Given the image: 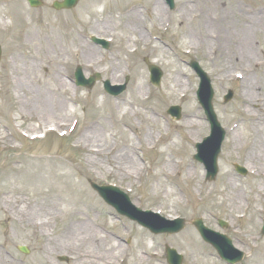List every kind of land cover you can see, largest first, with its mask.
<instances>
[{
	"label": "rangeland",
	"instance_id": "rangeland-1",
	"mask_svg": "<svg viewBox=\"0 0 264 264\" xmlns=\"http://www.w3.org/2000/svg\"><path fill=\"white\" fill-rule=\"evenodd\" d=\"M37 1L43 5L34 9L27 0H0V10L8 18L7 22L13 24L6 32L4 27L0 28V134L7 136L6 140L0 141V264H78L71 254L55 252L47 255L46 236L16 225L11 219L13 213L6 206V201L16 198H21L24 206L29 203L32 206L34 202L49 203L44 194L32 186L42 187L43 193L49 188L57 190L66 186L63 179L57 177L64 173H71L72 184L77 185V192H67L68 197L63 199L56 210L59 220L53 224L51 231L60 229L63 222H69L70 219L73 221L72 217L77 212L81 215L79 218L92 229L102 231L101 226L104 224L105 229L121 238L117 240L121 250L112 264H140L137 257L142 259L141 264H168L165 256L167 245L184 256L183 264H226L218 258L212 247L202 241L191 225L193 220L199 218L210 229L228 235L234 246L246 253L247 257L241 264H264L255 261V257L263 256L259 252L255 256V246L264 244V237L261 236L264 202L252 218L251 211H244L246 208L238 212L230 205V182L238 186L241 203L245 206L250 197L258 194L259 188H264V160L256 165L247 157L253 138L257 140V137L249 119L242 115L249 109L244 107L242 81L225 78L232 71L238 73V66L232 65V61L223 55L221 49L216 50L211 45L208 48L201 45L187 49L189 39H197L201 33L196 30L199 22L193 20L192 16L186 18L187 24L180 19L181 0H175L176 8L173 11L162 0L166 18L145 19L139 27L143 31L144 40L138 39L135 32L130 37L135 40L129 45L127 37H124V33L126 36L130 33L124 28L129 20L123 18L119 11L132 3L120 4L119 0H104L108 3L97 9H105V15L101 16L100 13L90 16L87 10L83 14L79 13L85 0H79L72 11L62 12L51 7L53 2L62 0ZM132 1L147 10H152L155 4L152 0ZM207 6L206 11L211 9V14H215L214 8L220 7L221 12L232 22L233 31L234 23L242 25L241 14L259 16L258 11H264V0H212ZM85 7L88 8L87 5ZM108 13L114 14L108 16ZM165 22L171 23V28H167V34L158 33L157 27L162 28ZM208 28L211 32L216 31L213 25ZM226 29L230 32V29ZM149 30L154 34L149 33ZM229 32H226L227 35H230ZM93 36L115 38L109 49L104 50L91 41ZM253 41L260 63L264 62L263 34L255 33ZM83 42L96 47L95 54L99 63L93 68L88 67L87 60L81 54ZM162 43L174 48V52L166 49ZM131 47L139 51L132 54L127 51ZM52 50H55L59 59V74L51 72V63L42 58ZM146 59L159 66L164 73L159 89L150 83ZM194 60L212 80L215 112L227 130L215 182H206L205 168L193 160L195 144L210 134V125L196 96L200 80L189 67V63ZM244 65L251 69L253 79L258 80V92L264 105V72L257 70L252 63ZM77 66L83 68L86 77L99 73L104 80L115 84L124 83L128 77L127 91L115 99L105 93L101 82L91 91L77 88L73 81ZM16 70H20L25 83V89L20 95H17L15 89ZM176 70L181 73L185 85L171 93L174 94L171 97L168 85L173 81V72ZM58 77L71 85L65 96L55 93V89L59 88L55 80ZM141 86L144 91L139 94ZM230 90L234 97L225 103L224 96ZM39 92L48 93L67 103L70 116L64 118L58 115L56 118L58 121H67L66 126L59 130H73L70 137L60 138L59 131L48 136L45 141H31L21 136V131L31 135L28 130L34 131L38 123L49 121L46 118L43 123L39 116L32 119L22 113L23 102ZM179 93L186 94V97L178 99ZM143 94L144 97H150V100L142 102L140 96ZM174 105L181 107L180 121L167 115V110ZM152 107L156 113L150 111ZM188 112H194L198 117L196 122L203 127L187 130L185 122ZM149 119L158 121V124L154 125ZM237 123L241 125L240 146L233 152L230 143ZM89 127L97 128L102 136L101 141L106 139L104 143L99 142V147L105 148L111 158L124 148L128 150L127 144L132 142L137 148V166L133 167L134 170L127 168L124 174L121 173L122 177L118 172L109 173V163L112 161L107 162L104 157H101V168L90 164L86 148L80 140L82 133ZM258 132L264 148L263 120L260 121ZM236 165L247 169L246 176H241L235 170ZM254 170L259 172V176L251 175ZM125 174L130 175L123 178ZM91 182L120 188L143 210L157 212L167 219L184 218L186 227L177 235L155 236L108 206L91 188ZM28 186L31 189L25 191ZM259 194L264 199V189ZM236 213L246 217L238 219ZM219 220L227 221L228 229H221ZM21 246L29 249L30 254H22L19 251ZM123 256L124 260L116 263ZM61 257H67L69 262H61ZM99 260L103 264L106 259L100 257Z\"/></svg>",
	"mask_w": 264,
	"mask_h": 264
},
{
	"label": "bare ground",
	"instance_id": "bare-ground-1",
	"mask_svg": "<svg viewBox=\"0 0 264 264\" xmlns=\"http://www.w3.org/2000/svg\"><path fill=\"white\" fill-rule=\"evenodd\" d=\"M211 1L212 0H181V9L179 14L180 19L187 24L188 22L186 21V18L188 16H192V19H195V21L199 22L196 24V30L201 33V41L199 40L200 36L197 39H189V43H186V46L187 48L193 49L194 47H199L201 45H204L208 48L211 45L216 50L221 49L223 55L232 61V65L235 64V66H238L240 70L238 72V77L236 76L235 71H232L231 73H228V76L225 78L234 80L240 78L242 81V98L244 101V107L250 109L245 110L242 115L243 117H247L249 119V122H251L253 125V131L257 137V140H259L257 141L256 138H253L252 144L250 145V151L247 152V157L249 161H253L256 163V165H259L264 160L262 137L259 136L258 132L260 121H264V105L262 102V97L259 96L258 92L260 91L258 88V80L253 79L251 76V69L247 68L244 64L248 62L252 63L256 66L257 70L264 72V62L262 61L260 63L259 60L261 59L260 57H257L255 41H253L254 34L260 32L263 34L264 39V11H258L259 16L254 14L253 16H248L245 13L241 14L242 25L238 26L237 23H234L235 27L232 31V22L221 12L220 7L214 8L215 14H211V9L206 11L208 8V3ZM119 2L121 4L128 3L127 0H119ZM152 2L155 3L152 10H147L141 7H126L120 10V15L123 18L129 20L128 25L126 24L124 26L127 31H130L127 36L126 33H124V37H127L128 39V45L135 40L130 39V37L135 34V32L137 33L136 37L138 39L144 40L143 31L140 30L139 27L145 19V14L156 19H161L162 17L166 18V9L164 8L162 0H152ZM84 3L88 6V8L85 7V4H83L81 10L79 11L80 14H83L87 10L86 13H90V16L100 13L101 16L105 15V9L98 11L97 8L103 7L104 4L108 3L107 1L85 0ZM199 9H201V12L198 13ZM113 14L114 13H108L106 15L112 16ZM209 25H213L216 31H209ZM217 25H220V27ZM3 27L4 31H9L13 27V24L8 26L7 22L5 21L4 14L0 10V28L2 29ZM226 27L230 29V32L226 29ZM186 31L190 30L186 29ZM226 32H229L230 35H227ZM82 46L83 49L81 50V54H83V57L87 60V64L98 65L99 59L96 58L97 54H95L96 47L91 45L89 46L86 42H83ZM128 50L130 49L127 48V51ZM47 53H49V51H47ZM42 58L51 63V72L55 74L60 73L58 70L59 59L55 53V50H52L49 55H46L45 53ZM113 66L118 68L117 64H114ZM224 72L225 70L223 73ZM14 73L16 74V77H14L16 93L17 95H20L25 89L24 78L23 75H21L20 70H16ZM55 80L59 85V88L55 89V93L60 94V96H65V92L71 87V85L65 80L61 79V77H58ZM172 80L173 81L168 85V90L170 91L169 94L171 97L174 95L171 93L179 90V88H182L185 85L181 77V73H178L177 70L173 72ZM143 91L144 88L141 86L139 88V94H142ZM144 94L140 96L142 102H145ZM118 108H121V106L118 105ZM253 108H256V110L253 111ZM155 110L156 109L153 107L150 108V111L152 112ZM22 113L32 119L36 116H39L42 122L43 119H49V121H46L45 123L43 122L44 124L38 123L37 127L34 126V131L28 130L31 131L29 133L32 135H39L36 134L38 131L50 133L56 129L65 127L67 121L64 119L58 121L56 116L60 115L64 118H68L70 116L67 103L57 98H53L50 94L45 92H39L38 94L30 95V97L22 104ZM197 119L198 117L194 112L187 113V119L185 122L187 130H194L196 128L203 127L196 122ZM150 122H152L154 125L158 124V121H154L153 119H151ZM240 126L241 125L237 123V126L232 133V142L230 145L233 152L236 151L240 146ZM36 129H38V131H36ZM0 135L3 139H6L4 138L3 134ZM101 137L102 136H100V133L96 127H89L87 131L82 133L80 140L86 148V153L89 157V163L97 167L100 166L101 168L103 166L101 164L103 161L101 157H104L105 161H112V163H109L111 165V170L109 173L118 172L121 176L125 173L127 168H132V170H134L133 167L137 166L135 159L137 148L132 144V142H128V150L124 148L122 151H119L115 157L111 158L105 148L102 149L99 147V142L104 143L106 140L105 139L104 141H101ZM95 144L97 146H94ZM255 168L259 170L257 166H255ZM251 174L253 176H259V172L256 170H254ZM127 175L130 174H125L123 178H126ZM57 177L63 179V184H66V186H60L65 187V190H62L63 187H59L57 190L56 188H49V190L44 191L43 193L42 187L39 188V186H32V188H35L34 190H38L39 193L41 192L44 194L45 198L49 200V203L38 204V202H34L32 206L30 203L24 206L21 198L6 201V206H9L10 211L13 213V217L11 218L12 221H14L16 225L21 226L23 229H32L35 233L45 235V251H47V255L53 254L55 252H66L73 255L78 264H101L99 260L100 257H105L106 260L103 261V264H112L115 258L118 256V252L121 250V244L119 241H117L121 238L115 236L110 230L105 229L104 224L101 226V228L103 227L102 231L92 229L85 221H83L82 218H79L81 215L77 212L72 217V219H74L73 221L70 219L69 222H63V225L60 229L56 228L54 232L51 231L53 229V224L59 220L56 210L61 205V202H63V199L68 197L67 192H77V185L74 186L72 184L71 173H64V175H58ZM187 178L190 179L191 177ZM228 186L232 195L230 197V205L232 209L242 212L246 208L251 211L252 218L256 214L260 204L264 202V199L259 196V193L262 192L264 188H259L258 194H256L254 197H250L248 205L245 206L241 203V197L238 193L239 188L236 183L230 182ZM29 189H31L30 186L26 187L24 190L28 191ZM255 247V256L259 255V253H263L262 257H255L256 263H264V244ZM137 260L140 264L143 262L140 257H137Z\"/></svg>",
	"mask_w": 264,
	"mask_h": 264
},
{
	"label": "water",
	"instance_id": "water-1",
	"mask_svg": "<svg viewBox=\"0 0 264 264\" xmlns=\"http://www.w3.org/2000/svg\"><path fill=\"white\" fill-rule=\"evenodd\" d=\"M172 1L173 0H170L169 2L172 3ZM76 4H77V0H69L67 4L65 3L64 5H57L56 8L57 9L69 8L70 9V8L75 7ZM32 5H37V4L35 2H33ZM195 69L198 70L199 73H201L197 66H195ZM153 72L156 75H159V76L161 75L157 70H153ZM159 76L158 77L156 76L154 78L156 80L155 81L156 84H158V85H159V81H158ZM204 81H205V79L203 78V82ZM81 83L85 86H91V84L85 82L84 80L81 81ZM204 84H206V83H204ZM106 85L108 86L109 83H106ZM204 106H205V109L207 111V114H209V116L211 117V119L213 121L212 124H213V126L215 128V132H216L215 137L207 139V143H211L214 140L216 141V143H215V145L212 146L213 150L210 152L208 151V144L203 145L201 147V150L199 151L200 152L199 155L196 158H197V160L206 163L207 169L209 171V177L213 179L217 174V156H218L219 151H220V146H221V142L223 139V133H222V130L220 129V126L217 123L216 117L213 113L210 98L208 99L206 105H204ZM94 188L100 193V195L108 203L113 205L120 213L128 215L130 217H134L135 219H138L144 225L153 229L151 227V225L148 223V221L147 222L141 221L142 219H144L145 216L129 204V200L126 196L121 195V197L125 200L124 202H117L116 200L118 198L115 196H111V195H115L112 192L113 190L101 189L97 186H94ZM182 224H183V221L175 223V224H173L174 227H169L168 229H164L165 231H162V232L179 231L183 226ZM196 225H197L198 229L200 230L201 234L204 236V238L207 241L211 242L220 251V253L223 254V256H224V252H226L227 250L230 251V253L234 256V257H229V258L225 257L226 259H229L232 262H238L242 259L243 254L234 251L232 246H231V241L227 240L226 237L210 232L209 230L205 229L204 226L200 222H197ZM153 230H155L156 232H160V231H157V229H153ZM223 241L226 242L225 246L221 245ZM177 259L178 260L176 261V264H180L181 259L179 257Z\"/></svg>",
	"mask_w": 264,
	"mask_h": 264
}]
</instances>
